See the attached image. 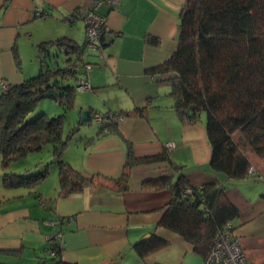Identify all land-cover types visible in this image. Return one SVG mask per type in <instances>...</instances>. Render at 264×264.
<instances>
[{
  "label": "crops",
  "instance_id": "obj_1",
  "mask_svg": "<svg viewBox=\"0 0 264 264\" xmlns=\"http://www.w3.org/2000/svg\"><path fill=\"white\" fill-rule=\"evenodd\" d=\"M97 1L109 33L100 49L82 51V61L90 64V90L79 92L83 97L77 106L90 111L91 122L77 125L78 137L68 143L63 159L85 176L116 178L128 147L139 159L167 157L131 167L127 191H116L101 177L107 187H89L69 196H59L57 184L53 190L26 194L19 188L4 195L0 264H192L185 260L195 255L192 247L158 225L171 198L169 188L144 184L160 179L173 184L180 175L191 186L225 187L226 198L238 211L231 224L247 261L264 263V162L247 152L253 171L241 180L212 170L203 116L194 124H182L168 86L146 74L176 49L186 0H118L116 5L103 0H0V86L20 84L38 72L25 73L22 67L19 71L16 62H37L39 70L37 46L42 42L65 37L83 46L82 17ZM132 111L139 113L102 123L92 119L93 113ZM69 117L76 120L75 126L79 114ZM108 123L115 130L100 134L99 128ZM168 143L173 145L170 150L165 148ZM151 237L165 245L140 258L135 244ZM53 245L58 254H51Z\"/></svg>",
  "mask_w": 264,
  "mask_h": 264
},
{
  "label": "trees",
  "instance_id": "obj_2",
  "mask_svg": "<svg viewBox=\"0 0 264 264\" xmlns=\"http://www.w3.org/2000/svg\"><path fill=\"white\" fill-rule=\"evenodd\" d=\"M82 53V46L65 37L42 42L37 46L38 72L20 84L6 83V89L1 90L3 187L33 188L42 182L48 175L47 166L38 172L24 169V173L12 166L46 145L52 149L59 196L89 187H107L101 177L111 182L116 191H127L131 167L166 159L167 154L139 159L128 147L123 169L116 178L85 176L63 159V152L78 130L77 124L64 135V115L31 117L30 114L49 90H53L52 99L58 98L65 108L73 109L77 80L89 65L82 61ZM60 55L68 56L61 59ZM146 74L159 77L158 84L169 87L168 95L182 124H194L205 113L212 170L227 179L241 180L253 169L247 152L264 162V0H186L180 13L176 49ZM69 80H75L74 86L69 85ZM57 92L61 94L58 96ZM137 113L100 114L102 120L98 123ZM112 130L114 124L108 123L99 128V133ZM144 184L153 189L169 188L171 198L158 225L180 235L202 259L216 234L238 216L222 185L191 186L183 175L173 184L165 179ZM185 189L190 192L184 193ZM164 245L163 240L151 237L136 243L134 249L144 258ZM52 250L59 253L57 245Z\"/></svg>",
  "mask_w": 264,
  "mask_h": 264
},
{
  "label": "built area",
  "instance_id": "obj_3",
  "mask_svg": "<svg viewBox=\"0 0 264 264\" xmlns=\"http://www.w3.org/2000/svg\"><path fill=\"white\" fill-rule=\"evenodd\" d=\"M103 2L116 5L118 0H103ZM101 2L97 1L86 11L82 17V21L85 27V43L82 46L88 49H100L101 44L104 42L105 36L109 33V29L106 26L105 18L98 11ZM68 21H72L73 17L67 18ZM90 69V64L86 66L85 71L80 75L77 80L75 91H89L90 85L87 81V72ZM6 83H1V89H6ZM92 119L95 122L102 120V116L98 113L92 114ZM172 144L165 145L167 150L172 148ZM253 169L250 170V173ZM249 173V174H250ZM190 192L189 189H185L184 193ZM54 255V251L51 252ZM202 264H250L241 247L240 239L234 232V227L231 223H227L220 232L214 237L212 244L210 245L207 253L202 259ZM264 264V263H262Z\"/></svg>",
  "mask_w": 264,
  "mask_h": 264
},
{
  "label": "rangeland",
  "instance_id": "obj_4",
  "mask_svg": "<svg viewBox=\"0 0 264 264\" xmlns=\"http://www.w3.org/2000/svg\"><path fill=\"white\" fill-rule=\"evenodd\" d=\"M84 35V34H83ZM82 37L80 38V42L82 41ZM87 50H89L88 48L85 49L84 54H87ZM68 55H60L61 59L62 57L65 58ZM73 54H69V57L73 58ZM86 56V55H85ZM17 63V69L20 71L21 67L23 68V72L25 73H33L37 70V62H16ZM36 65V67H35ZM37 73V72H35ZM30 75V74H29ZM35 74H31L28 77H31ZM75 81L74 80H69V85L74 86ZM169 89V87H168ZM1 86H0V95L2 93L1 91ZM58 96L61 94V92H57ZM83 97L82 94H80L79 92H75L74 97H73V105H74V109L73 110H68L67 108H65V106L61 105V103L59 102L58 98H43L42 100H40L37 104V106L35 107V109L33 110V112L30 114L31 117H35L38 115H47L49 117L52 116H57V115H64V135H67V133L74 127V124L76 123L75 121L72 122V120L70 119L69 116H71V114H75V116H77V114H80L81 111H79V109L77 108L78 106V100L81 99ZM76 106V108H75ZM204 121L206 120V115L204 112H202V115ZM94 122V121H93ZM95 123H92V126ZM77 133V132H76ZM75 133V137L77 134ZM52 149L51 146L46 145L43 147V149L39 152H33L27 155L26 158L21 159L20 161H18L17 163H14L16 165L12 166V169H16L21 170V172L24 169L29 170L30 172H38L40 170H42L44 167H48V175L46 176V178L40 182L38 185H36L35 187H33V189L30 188H5L0 184V198H2L4 195L9 194L10 192H15V191H19L21 190L22 192L24 191L26 194H28L29 190L32 191H37L39 188H43L44 190H53L55 187V184H57L58 187V179H57V174H56V165L53 162V157H52V153H51ZM253 156L255 158L256 157L254 154ZM11 170V169H10ZM24 173V171H23ZM0 175H1V170H0ZM19 189V190H17ZM186 261H189L192 264H202V257L195 254V255H189L188 257L185 258Z\"/></svg>",
  "mask_w": 264,
  "mask_h": 264
},
{
  "label": "water",
  "instance_id": "obj_5",
  "mask_svg": "<svg viewBox=\"0 0 264 264\" xmlns=\"http://www.w3.org/2000/svg\"><path fill=\"white\" fill-rule=\"evenodd\" d=\"M42 98H51L54 97L53 90L47 91L45 94L41 96ZM90 111L82 110L79 114V121L77 122L78 126H87L90 124Z\"/></svg>",
  "mask_w": 264,
  "mask_h": 264
}]
</instances>
